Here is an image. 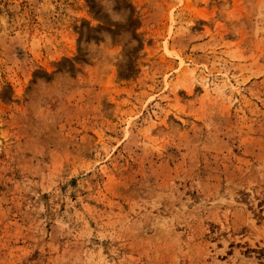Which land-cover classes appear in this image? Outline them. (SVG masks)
<instances>
[{
    "label": "rangeland",
    "instance_id": "1",
    "mask_svg": "<svg viewBox=\"0 0 264 264\" xmlns=\"http://www.w3.org/2000/svg\"><path fill=\"white\" fill-rule=\"evenodd\" d=\"M0 264H264V0H0Z\"/></svg>",
    "mask_w": 264,
    "mask_h": 264
},
{
    "label": "clouds",
    "instance_id": "2",
    "mask_svg": "<svg viewBox=\"0 0 264 264\" xmlns=\"http://www.w3.org/2000/svg\"><path fill=\"white\" fill-rule=\"evenodd\" d=\"M197 82H201V81H197L196 79H192V80L190 81V86H191V85H194V84L197 83Z\"/></svg>",
    "mask_w": 264,
    "mask_h": 264
}]
</instances>
